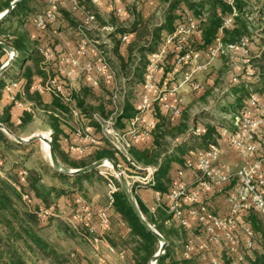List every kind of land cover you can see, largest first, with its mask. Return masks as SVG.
I'll return each mask as SVG.
<instances>
[{"label": "trees", "instance_id": "16d2710c", "mask_svg": "<svg viewBox=\"0 0 264 264\" xmlns=\"http://www.w3.org/2000/svg\"><path fill=\"white\" fill-rule=\"evenodd\" d=\"M12 1L0 0V13L5 11ZM80 2L85 11L92 13L95 17L97 24V29L94 31L97 36L95 38H101L102 29L114 28L110 33H106L113 44L110 52L104 44L100 47L108 53L111 65L118 72L117 82L121 83L120 80L124 79L126 87L124 86V98L121 103L117 104L113 99L115 83L104 77L99 78L97 86L85 79L81 88L76 91L70 90L64 76L59 75L63 80L65 94L69 98L61 93H51L52 102L49 104L44 103L39 91H33L34 87L31 83H35L33 82L35 77H41V81L45 83L49 78L57 76L46 74V57L39 48L50 51L51 49L50 45L44 44L45 39L42 40V34L65 18L76 29L82 24L84 18L80 20L73 17L72 12L61 6L58 23L48 22L44 27L38 28L35 22L36 15L49 8L48 0H22L10 16L0 22V41L10 45L18 53L13 66L0 76V101L5 79L10 78L15 67L19 69L15 77L19 88L8 91L10 103L0 111V123L15 133H18L17 128H27L34 119V111L24 109L20 116V123H15L11 120V109L17 106L22 98L32 100L35 107L45 113L46 123L54 133L53 147L61 161L69 168H82L105 158L113 159L116 163L124 160L115 156V151L107 142H105L107 146L98 144L99 146L83 154L70 151L67 142L61 143L67 134L62 127L63 124H67L64 119L65 114H72L73 110H77L83 122L92 126V133L100 137L101 123L95 119V115L100 119H107L117 111L116 128L124 130L136 114L130 100L132 92L127 91V88L133 87L136 83H146L150 64L149 55L159 52L163 45L167 46L160 61L164 71L163 80L173 72L177 57L186 52H205L209 57L211 51L218 46L226 49L230 45H237V49L246 50L252 43L256 46L264 45V0H159L154 11L156 16L158 14L156 21H149L147 14L143 15L137 3L133 2L127 5V10L132 17L128 23L119 20L116 9L108 16H104L91 0H80ZM229 16H232V22L229 26H225V18ZM190 19L197 25L195 32L186 41L179 40V35L174 40H169V37L181 25L188 24ZM124 34H127L128 38L123 42L121 38ZM131 35L133 37H130ZM244 41L245 45L242 46ZM6 53L0 47V67L7 61ZM221 55L223 66L218 73L216 83L210 91L205 93V96H213V93L219 95L222 92L224 97L233 99L232 103L222 107L221 110L234 116L239 114L246 104L248 85L252 79L248 76L243 78L246 75L242 74L240 82L225 91L223 80L232 66V60L227 52ZM252 62L261 64V67L257 69L256 77L260 82H264V50L259 57L252 58ZM185 66L187 64H183L181 68ZM173 80L175 79L171 78L169 82ZM100 88L107 91L108 96L101 95L98 90ZM158 107L155 105V116L158 121L148 131L153 137L152 145L139 148L133 142L129 153L143 166L159 168L152 189L161 200L156 201L155 208L152 210L142 201L138 192L134 190V193L145 217L169 242L166 252L159 258L157 264H207L205 256L210 254L204 249L187 256L176 247L175 238L186 242L191 231L199 233V228L188 229L179 224L169 212L168 195L171 187L182 180L179 170L187 165L186 155H190V150L196 147L192 143L206 149L209 144H219L217 140L220 137L225 140L226 137L222 133V126L216 127L213 124H206L205 134L200 133L199 136L192 134L190 129L194 125L190 121V108L182 109L180 114H173L169 119L167 115L160 113ZM177 140L184 141L176 146L173 153H169L171 142ZM69 143L72 142L69 141ZM21 146L22 144L11 139L0 129V171H3V174L0 173V264H39L38 261H45L46 264H80L74 253L66 251L59 244L47 241L43 223L48 221L51 215H40V211L43 208L53 207L52 204H57L58 199L63 195L69 197L83 190L86 182L90 183L95 173L89 172L72 177L54 171L49 165H43L45 172H50L53 177L58 178L61 183L68 184L70 188L47 186L41 171L36 168L26 169L24 165L14 161L10 169H6V164L10 161L9 153ZM173 162L179 163L182 167L174 168ZM99 178L103 180V177L99 176ZM116 182L119 189L113 195L112 206L124 219V228L129 234V239L122 241L120 230L107 231L109 225L105 229L104 236L115 248L119 247L120 242L129 244L133 264H149L159 250V240L142 224L119 181L116 180ZM220 187L213 185L210 189H198L199 200L208 204L207 199L213 193H217ZM184 207L188 208L190 205L185 204ZM209 207L211 208L210 205ZM247 214L252 228L258 233L261 246L255 252L251 263L264 264L263 215L254 209H250ZM65 230L75 234L74 229L67 223H65ZM96 234L100 236L99 232ZM212 247L215 252L216 246ZM219 253L220 251L215 252L217 255ZM222 255L225 258L229 256L224 250Z\"/></svg>", "mask_w": 264, "mask_h": 264}, {"label": "built area", "instance_id": "2783aa9c", "mask_svg": "<svg viewBox=\"0 0 264 264\" xmlns=\"http://www.w3.org/2000/svg\"><path fill=\"white\" fill-rule=\"evenodd\" d=\"M73 8L81 11L83 14V22L76 28V35L78 37V53L82 56L93 57L82 65L75 56L64 55L61 57L62 62L66 65L63 68L65 81H67L70 90L76 89L77 75L80 74L84 79L90 81L92 85H99V78L104 77L109 81L115 82V89L113 99L115 103L123 102L124 79L121 83L117 82V70L111 65L108 59V53L101 49L100 45L104 44L109 52L113 46L111 40L107 37L106 33H110L114 28H104L101 38H95L94 31L97 29L95 17L92 13L85 11L81 5L80 0H69ZM93 4L97 0H91ZM49 8L43 13L36 15V26L42 28L46 23L59 22L61 13L59 7L62 6L60 0H48ZM123 10L119 7L116 8L117 16H122ZM232 22V16L225 18V26H229ZM197 29L196 23L190 19L186 25H181L169 40H174L179 35V40L186 41L188 37ZM105 31V32H104ZM127 34L122 36V41H126ZM245 45V41L242 46ZM238 48L237 45H230L226 49L218 46L211 51L210 59L216 58L219 54L227 52L230 54L231 60L233 59L234 50ZM46 57H51V51L45 48H39ZM164 52L155 53L150 59L148 66L149 73L147 76V86H152L153 74L151 67L158 65L162 60ZM199 52L191 51L177 57L174 70L181 68L183 64H191L194 60L199 58ZM110 55V54H109ZM72 67L70 69L68 67ZM209 66V62L198 65L195 70H205ZM241 74L248 77H253L257 74L255 63L252 62L250 57H246L239 67ZM74 70V71H73ZM187 78V77H186ZM61 77H51L45 83L33 85L36 91H48L50 93H61L64 97L69 98L65 94V87L62 83ZM197 87V86H195ZM7 91H14L19 88V83L15 79H11L5 86ZM249 92L246 104L237 115H230L228 121L222 125V133L226 137V141L232 145L238 153L244 158L237 169H232L231 166L222 161V149L219 144H209L204 152L199 156L196 162L191 160L187 161L186 169L179 170L181 182L174 184L168 195L169 212L179 222V224L188 229H193L189 223V216L196 219L199 226V235L191 231V235L183 242V249L185 255L190 256L195 244V236L202 239V249L209 252L210 256H205L207 264H252L251 260L254 259L255 252L261 248L258 233L252 228L247 219L248 211L250 209L256 210L259 214L264 216V161L261 157H255L258 152V144L262 137V122L263 116L257 114L256 110L260 108L258 99L257 87L253 84L248 85ZM173 87L172 91H175ZM14 99V96H12ZM150 99L147 95L143 96L141 102V112L148 108ZM21 105L23 103L19 102ZM25 105V103H24ZM174 115L181 113L180 104L177 102L170 107ZM31 111V107L28 106ZM74 115L79 116L77 110H73ZM141 112L135 114L129 121L128 128L120 130L116 128L117 119L114 114L110 115L107 119H100L95 115V119L101 123L100 138L95 136L92 131L91 125L87 124L84 127L75 129V134L83 141L84 145H77L69 143L68 148L70 151L83 154L91 147L99 144L100 140L107 142L115 151V156L123 158V163H117L122 169L127 180L132 185L133 191L138 192L142 188H152L155 185V175L158 171L157 166L145 167L138 163L129 153L133 142L141 135L148 134V128L141 126L143 117ZM194 135L201 133L200 128L194 126L190 129ZM184 140L178 144H182ZM194 151L190 150V155ZM128 165L124 167V165ZM124 167V168H123ZM190 170L192 173V181H184L185 172ZM126 171L130 173L127 174ZM108 181L109 187V205L107 208L98 211V221L101 231H105L109 223V207H112L114 201V193L118 191L119 187L116 180L118 176L116 173H104L100 171ZM228 183H232L225 195L227 210L225 212H215L203 201H200V193L198 189H210L213 185L221 186L224 188ZM222 190V189H220ZM158 201L161 198L158 195ZM78 202H80L78 200ZM185 204L190 207L185 208ZM85 214H89L90 210L84 204L80 205ZM54 208L49 207L41 209L40 215H53ZM98 241V239H96ZM213 245L220 253L217 255L213 252ZM224 250L228 256L225 258L222 255Z\"/></svg>", "mask_w": 264, "mask_h": 264}, {"label": "crops", "instance_id": "0c3cea01", "mask_svg": "<svg viewBox=\"0 0 264 264\" xmlns=\"http://www.w3.org/2000/svg\"><path fill=\"white\" fill-rule=\"evenodd\" d=\"M60 1L64 9L72 12L71 15L73 17L82 20L83 18L82 12L75 10L73 8L72 3L69 0H60ZM133 2L137 3L143 15L146 16L147 14V16L149 17V21H156V17L158 16V14L156 16V13L154 14V11L157 7V4L159 3V0H97V2L94 5L104 16H108L117 7L121 8L123 12H122V16H118L119 20L128 23L129 21H131L132 17L127 10V5ZM130 37L133 36L131 35ZM43 39H45L44 44L50 45L49 48L52 51L51 57L49 59H46L45 62V70L48 76L54 74V76L63 75L65 77V75L63 74V68H65L66 65L61 60V57L64 55L75 56L76 58L79 59L78 61L82 65L89 59V57H93V54H89V56L87 57L79 55L77 49L78 37L76 35V29H74L69 24L66 18L64 20H61V23L53 25L51 28L47 29L42 34V40ZM166 48L167 46L163 45V47L159 51L160 52L163 51L165 53ZM262 50H264V45L259 44V46H256L252 43L246 50L236 49L234 50V52H232L233 54V59L231 61L232 66L223 80L225 91L229 89L232 85L238 84L240 82V77L242 76V74L240 72L239 67L240 65H242L243 59L246 57H250L251 59L259 57ZM199 53H200L199 58L194 60L191 64H188L187 66L183 68H178L176 70H174L173 67V72H171L170 75L167 76V78H165L164 80H163L164 71L163 68L161 67V62L158 63V65L151 67V73L153 74V82L151 83L152 86L150 87L147 86V83H136L133 87L127 88V91L132 92V97L130 98V100L135 108V113L141 112V102L143 95L146 94L150 99L148 108L141 112V116L143 117L141 121V126L145 128L147 127L148 131L153 126H155V124L158 121L155 116V105H157V107L159 106L158 109L160 113L167 115V118L170 119L171 118L170 116L173 115V112L170 107L175 105L177 102H179L181 110L190 108L191 124L194 126L197 125L198 128L201 129L202 134H205L207 131L206 124H213L216 127L218 126L220 127L225 123V121H228L230 115L228 113L223 112L221 109L222 107L232 103L233 99L229 97L228 98L224 97L223 96L224 93L222 92L219 95L213 93V96L210 95L205 96V93L212 89L219 76L218 73L223 66L222 55L219 54L218 56H216V58L211 60L210 56L208 57V53L205 52H199ZM153 55L154 54H150L149 59H151ZM8 57L9 54L6 53V59H8ZM207 62H209V66L207 69L195 70V68L198 65ZM254 63L256 68L261 67V64L259 62H254ZM68 68L69 70L73 69L71 66ZM18 70H19L18 67H15V69H13L11 72L10 78L5 79L6 83L3 89L1 90L2 97L0 101V111H2L3 107L6 104L10 103V95L6 90L5 86L11 79H15L16 75L18 74ZM148 73H149V68H148ZM245 77L247 76H243V78ZM171 78L175 80H173V82H169ZM248 78H251L252 81H250V83L257 87L258 99L261 105L260 108L256 110V112L257 114L263 116L262 131H261L262 137L258 144V152L256 153L255 157H261L264 161V82H260L257 79L256 75ZM41 80H42L41 77H35L33 80V82L35 83H31L32 86L39 84L40 83L39 81ZM84 80L85 79L83 78L82 75L80 74L77 75V79L75 82L76 91H78L81 88V85L83 84ZM173 87H176L175 91H172ZM34 90L35 88L33 89V91ZM98 90L101 95L108 96L107 91L101 88ZM39 92L41 93L44 103L49 104L52 102V94L50 92L48 91H39ZM19 102L17 103V106L11 109V114H12L11 120L14 121L15 123H20L21 121L20 116L22 114V111L24 109H28V106L31 107L32 111L33 108L37 109L34 105L35 103L27 98L21 99L23 105H21ZM34 117H35V112H34ZM65 118L68 119V117ZM73 120L75 122L74 125H72V122L69 123L67 120H65L67 124H63L62 127L64 128L65 133L67 134L65 135L66 137L65 138L62 137L63 140L60 141L61 143H66V140L67 141L69 140L74 144L84 145L83 141H80V138L76 136L75 129L78 128V126L84 127L87 124L83 122L80 115L79 116L74 115ZM128 126L129 123H127L126 128H128ZM181 141L177 140L175 142H171L170 144L171 148L169 150V153H173L175 151L176 146L179 145L178 143ZM217 141L222 149V157H221L222 161L228 164L229 166H231L233 170L237 169V167H239L241 163L244 161V158L225 139H221L220 137ZM134 142H135L134 144L139 148H146L152 145L153 137L150 135V133L143 134ZM99 145L107 146L105 141L103 140L99 141ZM192 145H196V147L193 150L194 154L188 156L186 155V158H188V160L196 162L199 156L204 152L205 148H201L194 143H192ZM93 147H91L88 151L94 149ZM172 165L174 166V168L182 167L177 162H173ZM181 169H186V166L182 167ZM50 176L52 175L50 174ZM54 178L55 177L52 176V179L55 181L50 184L51 185H57V183L59 184V182H57L58 179L57 178L54 179ZM183 179L186 182L192 181V173L190 170H187L185 172V176ZM230 185H232V183H228L227 185H225L224 188H227ZM66 186H68V184ZM138 194L139 197L142 199V201L150 209L154 210L156 201L158 199V194L152 188L139 189ZM207 200H208L207 201L208 204L211 206V208L214 211L225 212L227 210V204L225 198H221V196H219L217 193H213L212 196ZM100 209H102V207L97 206L95 207V209H92V213L89 214L87 213L85 215L83 214L84 216L82 217L79 215L75 216L74 214H72V218H71L72 221L77 222L80 229L84 231L88 230L86 231L87 234L91 235V237L93 238L94 237L98 238V241H96L98 242L97 243L98 245L96 247L97 252L93 255L95 259L90 260V258L87 259L82 258L81 260L82 264H116L114 259L110 255H117L118 259L119 258L122 259L126 255L127 261L130 262L131 255L129 248L128 247L124 248L121 251V242L118 248L113 247L109 243V241L105 238L104 236L105 231H101L98 224V219H95ZM109 215H110L109 223H108L109 227L107 228L108 229L107 231L111 229L120 230L122 241L128 240L129 234L126 228H124L125 221L122 217L118 215V213L115 211V208L113 206L109 207ZM195 222L196 219L193 216H189L190 225L192 226V224H194ZM98 232L100 236L96 234ZM194 240H195V244L192 249V254L202 251V239L199 236H195ZM175 244L176 247L179 248L180 251L185 254L183 249V241H181L180 239H176ZM100 245H102L103 248H105L108 251L107 255L101 254V251L99 249ZM94 261H97V263Z\"/></svg>", "mask_w": 264, "mask_h": 264}, {"label": "rangeland", "instance_id": "374dc122", "mask_svg": "<svg viewBox=\"0 0 264 264\" xmlns=\"http://www.w3.org/2000/svg\"><path fill=\"white\" fill-rule=\"evenodd\" d=\"M100 35H102V31ZM94 36L97 37L96 34H94ZM143 96H142V99H143ZM33 111L35 112V117L33 121L25 129L17 128L18 133L16 134L21 137L27 138L34 134L46 133L47 134L46 136L50 137L53 131L49 127V125L46 123L45 113L42 110L35 109V108H33ZM73 114H74L73 111H72V114H65V117H68V119L64 118L69 123L72 122V125L75 124L73 120V116H74ZM9 154H10L9 156L10 161L7 162L6 169L8 168L10 169L12 163L15 161V163L19 162L20 164H22V166L24 165L26 169L36 168L38 171H41L45 185L50 186L51 185L50 183L55 181L52 179V176H50V172L49 173L45 172L42 167L43 165H49L54 171H56L51 165L49 153L45 149V143L39 141V142L27 144V145L22 144L21 147L14 149V151H11ZM120 164L123 165V163H120ZM127 166L128 165L126 164L124 165V167H127ZM100 171H103L104 173H110V174L115 173L112 166L108 164L93 171L95 173L94 174L95 176H93L90 183L86 182L85 184L86 186L83 190H81L80 192H75L71 194L69 197H66L65 195H63L58 199L57 204L55 203L52 204L54 208L53 210L54 214L51 215V218H49L48 221H45L43 223V226H45L44 235L47 238V241H50L54 244H59L66 251L74 253L75 257L80 261V264H82L81 262L82 258H85V259L90 258V260L95 259L93 255L97 252L96 247L98 245L97 244L98 242H96V239L98 238L96 237L93 238L91 237V235L87 234L86 232H83L84 230L80 229L78 223L72 221L71 218H72V214H74L75 216L79 215L81 217L85 215L84 213L85 210L83 208L80 209L81 204L86 205L88 209L90 210L89 211L90 213H92V209H95V207L97 206L102 207V209L108 207L109 202H110L109 195H108V192H109L108 181H107V178L103 174L100 173ZM126 172L127 174L130 173L129 171H126ZM0 173L3 174V171H0ZM99 176L103 177V180L100 179ZM57 182H59V184L57 183L56 186L59 188H65V189L70 188L69 185L66 186L67 184L64 185V183H61L59 179L57 180ZM219 190L220 191H218L217 194L221 196V198H225V195L227 191L229 190V188L228 189L219 188ZM24 198L26 199V196H24ZM78 200L80 202H78ZM43 209H46V208H43ZM97 217L98 215L95 217V219H99ZM263 219H264V216H263ZM65 223H67L74 229L73 231H75V234L73 232L65 230ZM192 227L199 228L196 222L192 224ZM85 231H88V230H85ZM176 239L177 238H175V242H176ZM125 247L129 248V244L127 243L121 244V251ZM99 249L102 255L108 254L107 253L108 251L105 248H103L102 245H100ZM110 256H112L116 264H133L131 261L130 262L127 261L126 255L122 259L121 258L118 259L117 255H110ZM38 262L39 264H46L45 261H38ZM94 262L97 263V261H94Z\"/></svg>", "mask_w": 264, "mask_h": 264}, {"label": "water", "instance_id": "95a60500", "mask_svg": "<svg viewBox=\"0 0 264 264\" xmlns=\"http://www.w3.org/2000/svg\"><path fill=\"white\" fill-rule=\"evenodd\" d=\"M21 1L22 0H13L10 6L5 11L0 13V22L8 18L10 14L12 13V11L14 10V8L18 6L21 3ZM0 47L9 54L7 61L0 67V76H1L3 73H5L7 70H9L13 66L15 60L18 57V53L13 47H11L5 42L0 41ZM0 129L3 130L6 134H8L11 138L16 140L18 143L23 144V145H27V144H31V143H35L39 141L45 143L49 147V156H50V161H51V165L53 166V168L60 173H63V174H66L72 177L83 175L89 172H93L99 169L100 167L105 166L106 163L109 162L113 170L117 174L119 183L123 191L126 193L127 198L134 212L139 217L142 224L150 232H152L159 240V243H160L159 250L151 258L149 262V264H157V261L159 260V258L166 252L169 242L165 238V236H163L145 217L138 203V200L135 196L132 185L129 183L125 174L123 173L121 168L117 165V163L113 159H110V158L101 159V160L95 161L91 163L90 165L82 167V168H69L67 165H65L61 161V159L59 158V156L57 155L53 147L54 133H52L50 137L44 134H34L27 138H24V137L17 135L15 132H13L11 129H9L7 126H5L2 123H0Z\"/></svg>", "mask_w": 264, "mask_h": 264}, {"label": "bare ground", "instance_id": "6f19581e", "mask_svg": "<svg viewBox=\"0 0 264 264\" xmlns=\"http://www.w3.org/2000/svg\"><path fill=\"white\" fill-rule=\"evenodd\" d=\"M44 135H47L46 133H43ZM45 149L47 150V152L49 153V147L48 145L45 144ZM106 164L111 165L109 162H107Z\"/></svg>", "mask_w": 264, "mask_h": 264}]
</instances>
